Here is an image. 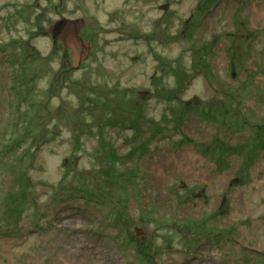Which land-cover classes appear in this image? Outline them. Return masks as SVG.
Returning a JSON list of instances; mask_svg holds the SVG:
<instances>
[{"label":"rangeland","instance_id":"1","mask_svg":"<svg viewBox=\"0 0 264 264\" xmlns=\"http://www.w3.org/2000/svg\"><path fill=\"white\" fill-rule=\"evenodd\" d=\"M198 1L0 0V264H264V0Z\"/></svg>","mask_w":264,"mask_h":264},{"label":"water","instance_id":"2","mask_svg":"<svg viewBox=\"0 0 264 264\" xmlns=\"http://www.w3.org/2000/svg\"><path fill=\"white\" fill-rule=\"evenodd\" d=\"M163 9H166V6L167 4H163L161 5ZM69 19L67 18H62L60 20H57L55 21L51 27H50V34L53 38L54 41H56V39L59 37L58 34H59V31L61 29H63L65 26L69 25ZM149 91L147 90H139V94L142 98H144L146 96V94L148 93ZM140 229V228H139ZM141 230V229H140Z\"/></svg>","mask_w":264,"mask_h":264},{"label":"flooded vegetation","instance_id":"3","mask_svg":"<svg viewBox=\"0 0 264 264\" xmlns=\"http://www.w3.org/2000/svg\"><path fill=\"white\" fill-rule=\"evenodd\" d=\"M46 1H49V0H46ZM203 0H200V1H198V3L196 4V6H195V8H198L199 6H200V3L202 2ZM62 2H63V0H60V2L56 5V8H58V6L59 5H61L62 4ZM164 4H167V3H164ZM163 5V4H162ZM162 7V6H161ZM167 7V6H166ZM62 18H67V17H63V16H60V18L59 19H56L55 21H57V20H60V19H62ZM67 19H69V26L71 25L72 27H74V29H75V36L77 37V38H80L81 39V36H80V33H79V31H82V26H83V24H84V19L82 18V17H79V18H67ZM54 21V22H55ZM188 26V25H187ZM184 30H186V29H184ZM59 39H61V38H59ZM58 39V40H59ZM55 42V41H54ZM233 63V62H232ZM194 100H196V98L194 97L193 98Z\"/></svg>","mask_w":264,"mask_h":264},{"label":"bare ground","instance_id":"4","mask_svg":"<svg viewBox=\"0 0 264 264\" xmlns=\"http://www.w3.org/2000/svg\"><path fill=\"white\" fill-rule=\"evenodd\" d=\"M63 29H64L63 32H62L63 36H64V34H65V36H66L67 38H69V41H68V42H69L73 47H76L75 41H74V39H73V37H72V35H71V33H72V27L69 26V25H67V26H65V28H63ZM189 173L192 174V175H194V174H199L200 172H199V171H196V170H194V169H192V170H190ZM162 175H163V174H162ZM165 175H166V174H164L163 177H164Z\"/></svg>","mask_w":264,"mask_h":264}]
</instances>
